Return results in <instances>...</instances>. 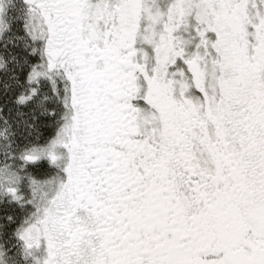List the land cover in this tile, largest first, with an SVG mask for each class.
<instances>
[{"label":"snow or ice","instance_id":"1","mask_svg":"<svg viewBox=\"0 0 264 264\" xmlns=\"http://www.w3.org/2000/svg\"><path fill=\"white\" fill-rule=\"evenodd\" d=\"M0 264H264V0H0Z\"/></svg>","mask_w":264,"mask_h":264}]
</instances>
